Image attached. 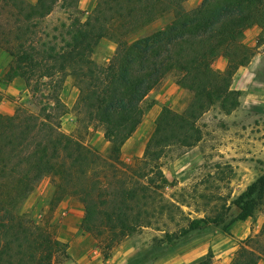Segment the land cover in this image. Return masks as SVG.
Returning <instances> with one entry per match:
<instances>
[{
    "label": "trees",
    "instance_id": "16d2710c",
    "mask_svg": "<svg viewBox=\"0 0 264 264\" xmlns=\"http://www.w3.org/2000/svg\"><path fill=\"white\" fill-rule=\"evenodd\" d=\"M185 1L98 0L86 19L69 15L71 23L62 24L65 32L57 46L37 43L38 20L58 3L78 13L79 0H0L19 18L12 46L5 50L12 57L5 82L20 77L29 86L34 76L49 80L41 83L49 93L43 95L38 114L0 113V264H58L59 257L69 259L66 243L17 211L44 176L55 179L50 209L66 195L75 197L83 206L80 229L104 239L107 259L124 238L152 225L156 200L164 208L162 190L172 185L159 163L165 149L196 146L202 138L197 121L211 106L225 114L239 106L232 77L254 54L239 40L257 24L262 29L257 46L264 42V0H201L192 10L183 7ZM166 14L172 19L163 29L125 40ZM118 27L124 33L116 39L114 55L108 63L97 64L92 59L95 47ZM219 56L228 60L223 72L212 67ZM172 73L175 83L191 94L188 104L181 112L163 107L141 158L132 165L123 163L122 147L145 114L141 104ZM68 76L79 92L74 105L77 126L101 129L109 144L106 156L61 131L66 107L60 91ZM231 204L238 209L232 223L252 218L256 211L264 213V171ZM222 220V213L186 219L178 235L165 233L167 242ZM223 232L230 234L228 225ZM263 256L264 220L258 234L240 241L230 264H258ZM211 258L209 252L194 264H212Z\"/></svg>",
    "mask_w": 264,
    "mask_h": 264
},
{
    "label": "rangeland",
    "instance_id": "374dc122",
    "mask_svg": "<svg viewBox=\"0 0 264 264\" xmlns=\"http://www.w3.org/2000/svg\"><path fill=\"white\" fill-rule=\"evenodd\" d=\"M26 1L31 4L29 0ZM79 1L84 3L88 0ZM200 3L201 0H186L183 7L186 10H192ZM91 11L87 14L79 8L78 13L72 8L65 11L58 3L49 15L38 20L36 28L38 33L35 40L38 44L60 45L58 44L60 34L65 32L62 24L68 26L71 23V20H68L69 15L84 20ZM16 13L14 8L0 5V62L9 61L5 72L0 75V81L3 83L6 71L12 62V57L5 50L12 46L14 41V31L19 21ZM171 17V14H166L155 18L147 26L124 38L128 42H133L163 29L171 21ZM112 33L114 35L102 38L94 49L92 59L97 64L109 62H105V59L112 58L117 48L116 39L124 32L118 27L114 28ZM175 76L176 74L172 73L165 79L176 81ZM17 78L23 90L18 98L12 99L15 102L14 113L20 110L22 113L38 114L45 102L43 95L49 93V88L41 86V83H47L49 80L45 78L39 80L38 76H34L27 86L24 79ZM70 79L67 95L62 94L63 87L60 91V99L64 104L65 101L71 103L75 92L73 87L76 88L77 97L79 93L72 77ZM37 86L39 91L35 92L34 89ZM158 87L154 89L157 90ZM152 96L153 94H150L141 104L145 109L142 123L122 147L121 161L125 164L132 165L141 158L145 144L153 132L155 120L149 113L152 104H155ZM75 102L76 100L69 106L65 104L66 113L60 118L61 131L79 139L85 146L96 150L100 155L106 156L109 144L104 139L101 129L93 126L86 128L85 124L77 126ZM262 111L261 113L264 114V110ZM224 115L229 114L220 111L217 105L211 106L197 121V126L202 131V138L196 146L190 149L170 146L165 149L159 163L165 177L172 182V185L162 190L164 208L162 209L161 202L156 200L152 225L138 229L116 245L107 258L113 261L110 264H194L205 259L209 252L212 255V264H226L222 253L232 249L233 257L235 256L240 246L237 237L247 238L258 234L264 220V213L256 211L252 218L246 220L247 222L232 223L231 220L237 215L238 209L231 202L264 171V141H261L264 139V116L224 118ZM232 137L236 139L237 144L227 143V141L231 142ZM54 190L55 179L52 176H44L17 206V211L28 216L35 223L45 226L61 242L68 245L69 259L64 260V257H59L58 264H75V262L106 264L102 252L105 247L104 239L98 241L93 235L80 229L83 217L82 204L75 197L66 195L51 210L50 201ZM220 213L223 214V224L209 223L199 231L167 242L165 233L178 235L180 229L187 226L186 219L213 217ZM226 225L229 227V235L223 232ZM213 239L219 242L230 239L233 243L230 247H226L228 249L225 251H217L206 245ZM187 241L193 243L191 249L194 252L193 258L189 261H185L183 257ZM203 247H205L204 250L201 249Z\"/></svg>",
    "mask_w": 264,
    "mask_h": 264
},
{
    "label": "crops",
    "instance_id": "0c3cea01",
    "mask_svg": "<svg viewBox=\"0 0 264 264\" xmlns=\"http://www.w3.org/2000/svg\"><path fill=\"white\" fill-rule=\"evenodd\" d=\"M29 1L31 2V4H35L36 2H34V0ZM96 1L97 0H88L84 3L82 1H79L78 8L85 12V14H87L88 12L93 10L96 5ZM261 32V27L257 24H254L243 32L239 40L241 45L253 50L254 54L246 65L240 66L236 70L232 77L231 89L239 92V106L233 112H231V114L224 115V118H255L264 116V114L261 113L263 112L262 110H264V42L257 46V41L261 35ZM108 61L109 59H105V62ZM8 63L9 61L5 63L0 62V75L5 72ZM227 64V58L219 56L213 62L212 67L217 71L223 72L226 69ZM70 80V77L67 78L63 85L62 94L65 96L70 89ZM73 89L75 90V92L73 91L74 97L72 100L70 99L71 103L65 101V104L67 106H69V104L72 105L76 100V88L73 87ZM22 90V85L20 84L19 78L17 77L10 82L3 83L0 81V113L2 115L10 116L14 113L15 102H13L12 99L18 98ZM150 94H153L152 97L155 101V104H152L153 106L149 111L153 120H155L163 106L169 107L173 110H183L185 105L188 104L191 97V94L187 90L179 87L172 79L163 80L157 90L153 89L152 91H150L147 97ZM62 100L64 101L63 98ZM233 138L234 137L231 138V142L227 141V143L232 145L237 144L236 139ZM261 141H264V139H262ZM251 147L252 146L250 145V148ZM244 222L247 221L245 220ZM243 238H245V236L237 237V241H242ZM202 243H204V241ZM232 243L233 242L230 241V239H225L222 242L213 239L212 241L209 240L206 245L211 246L212 249H216L217 251H225L226 249H228L226 247H230ZM185 246V256L183 257H185V261H189L193 258L194 254L193 250L191 249L193 247V243L187 241ZM204 248L205 247L201 249L204 250ZM203 253L204 251L202 252V254ZM222 255L225 258L223 261H225L226 264H229L234 255V251L232 252V249L229 251L226 250L224 253H222ZM104 263L110 264L113 263V261L110 259H106ZM75 264H77V262H75ZM258 264H264V260L261 259Z\"/></svg>",
    "mask_w": 264,
    "mask_h": 264
}]
</instances>
